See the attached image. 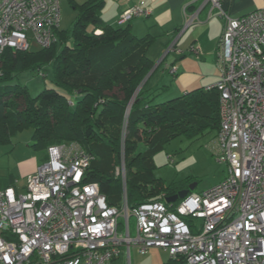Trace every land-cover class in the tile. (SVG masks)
Wrapping results in <instances>:
<instances>
[{
    "label": "built area",
    "instance_id": "1",
    "mask_svg": "<svg viewBox=\"0 0 264 264\" xmlns=\"http://www.w3.org/2000/svg\"><path fill=\"white\" fill-rule=\"evenodd\" d=\"M201 2L200 9L208 6L225 22L213 150L227 165L226 177L176 206L155 200L131 208L125 186L123 203L115 206L98 182L87 181L91 154L74 141L51 145L23 192L0 188V264H110L123 251L130 260L132 247L146 253L153 246L168 249L182 264H264V8L234 18L222 0ZM151 13L135 4L119 23ZM60 21V0H0V54L8 46L50 47ZM117 173L125 185V161Z\"/></svg>",
    "mask_w": 264,
    "mask_h": 264
},
{
    "label": "trees",
    "instance_id": "2",
    "mask_svg": "<svg viewBox=\"0 0 264 264\" xmlns=\"http://www.w3.org/2000/svg\"><path fill=\"white\" fill-rule=\"evenodd\" d=\"M71 3L77 17L71 27L55 29L57 41L50 47L33 51L8 46L0 54V144L13 142L28 127L37 150L77 142L93 156L87 181L99 183L110 205H122L125 186L131 208L155 200L178 205L180 200L167 198L185 185H166L156 178L154 155L176 136L217 135L220 91L198 87L155 102L156 91L168 87L150 86L164 59L145 81L155 65L148 51L156 37L135 35L128 22L118 27L107 22L106 0ZM26 70L46 75L51 70L54 85L33 96L17 82ZM123 161L125 185L117 173ZM182 261L170 257L162 264Z\"/></svg>",
    "mask_w": 264,
    "mask_h": 264
},
{
    "label": "rangeland",
    "instance_id": "3",
    "mask_svg": "<svg viewBox=\"0 0 264 264\" xmlns=\"http://www.w3.org/2000/svg\"><path fill=\"white\" fill-rule=\"evenodd\" d=\"M60 1V27L62 29H67L74 23L78 14V9L74 8L71 3L72 0ZM75 1L82 3L85 0ZM124 1L125 0H106L103 11H118L119 5ZM119 16L120 14H118V17ZM141 18L147 19L149 16H140L133 19ZM118 24L120 25V23ZM40 49L41 47L37 44L32 46L33 51H38ZM150 58L155 61L156 64H159L161 60L164 59V62L161 63V66L155 72L152 79L155 80L157 76L160 75L161 77L159 76V78L161 83L166 82V84H171L167 89H158L156 92L159 93V95H157L154 101H164L172 98V96L175 97L176 94L181 95L184 93V91L181 90L177 91V84L180 83V79L179 76L174 74L176 71H173V68H176L175 61L177 57H173V55L170 54L168 57L157 56ZM180 61L182 60H178V62ZM43 72L38 73L37 71L26 70L19 75L17 82L26 85L30 93L33 96H37L46 87L54 85L52 71L50 70L47 75ZM32 136L33 129L28 127L16 134L13 137V142L0 144V182L7 180L9 173L18 176L22 180L23 176H21L20 173V163L22 160L30 161L33 157L38 159L39 156L47 152L46 150H37L32 146ZM215 138V132H207L196 137L180 135L172 138L154 155V176L161 179L166 185L172 183L177 186L185 185L183 189L195 184V188L191 192H203L210 189L212 186L222 181L227 175V165L218 160L213 150ZM13 146H15L14 149ZM10 148L13 150L10 151ZM119 219L122 224H125V217L123 215L120 216ZM136 224V217L131 216L130 226L133 235L136 234ZM122 230L123 227L121 226V231ZM126 256V251H123L122 255L110 264H162L171 257V254L168 249L153 246L149 248L146 253H141L138 247H132L130 260H127Z\"/></svg>",
    "mask_w": 264,
    "mask_h": 264
},
{
    "label": "crops",
    "instance_id": "4",
    "mask_svg": "<svg viewBox=\"0 0 264 264\" xmlns=\"http://www.w3.org/2000/svg\"><path fill=\"white\" fill-rule=\"evenodd\" d=\"M135 3L151 7L152 13L147 19H133L126 24H131V30L137 36L151 34L156 37L148 51L149 57H168L170 54L177 57L174 73L180 79L177 91L186 92L194 88L206 87L220 79L219 42L225 22L217 12L209 14L208 6L200 9L201 0H125L119 5L118 11H103V18L118 27V14ZM222 3L234 18L264 8V0H222ZM197 10H199L198 19L186 26L191 15ZM173 42L175 48L169 50ZM178 60L182 61L178 62ZM159 76L155 80L152 79L154 75L152 76L151 87L171 85L166 82L161 83ZM13 149L10 148V151ZM46 157L47 152L38 159L33 157L30 161L22 160L20 173L23 179L9 173L8 179L0 182V188L13 186L17 192H23L26 189L27 175L33 173L38 165L47 159Z\"/></svg>",
    "mask_w": 264,
    "mask_h": 264
},
{
    "label": "water",
    "instance_id": "5",
    "mask_svg": "<svg viewBox=\"0 0 264 264\" xmlns=\"http://www.w3.org/2000/svg\"><path fill=\"white\" fill-rule=\"evenodd\" d=\"M156 65H157V64H156ZM156 65L153 67V69H152V70L150 71V73L147 75L146 79H148L149 76L152 74V72L154 71ZM146 79H145V81H146ZM145 81H144V82H145ZM140 88H141V86L137 89V91H136V93H135V95H134L132 101L130 102L128 112L130 111V108H131V105H132V103H133V101H134V98H135V96L137 95V93H138V91H139ZM194 188H195V184L189 186V187L186 188V189H182V190H180L178 193H176V194H174V195H172V196H169V197L167 198V201H168V202H175V201H178L179 199H183V198H185V197H186L191 191H193Z\"/></svg>",
    "mask_w": 264,
    "mask_h": 264
},
{
    "label": "bare ground",
    "instance_id": "6",
    "mask_svg": "<svg viewBox=\"0 0 264 264\" xmlns=\"http://www.w3.org/2000/svg\"><path fill=\"white\" fill-rule=\"evenodd\" d=\"M208 86H209L208 90H211V89L215 88V86H216V83H215V84H213V85H208ZM206 89H207V86H206Z\"/></svg>",
    "mask_w": 264,
    "mask_h": 264
},
{
    "label": "clouds",
    "instance_id": "7",
    "mask_svg": "<svg viewBox=\"0 0 264 264\" xmlns=\"http://www.w3.org/2000/svg\"><path fill=\"white\" fill-rule=\"evenodd\" d=\"M47 149H48V148H47ZM46 151H47V150H46ZM47 154H48V153H47ZM191 193H192V192H191ZM189 194H190V193H189ZM189 194H188V195H189ZM179 200L181 201V199H179Z\"/></svg>",
    "mask_w": 264,
    "mask_h": 264
}]
</instances>
